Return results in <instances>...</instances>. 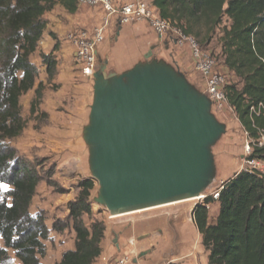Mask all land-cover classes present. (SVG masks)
<instances>
[{"label":"trees","instance_id":"obj_1","mask_svg":"<svg viewBox=\"0 0 264 264\" xmlns=\"http://www.w3.org/2000/svg\"><path fill=\"white\" fill-rule=\"evenodd\" d=\"M78 4V0H0V237L4 243L0 264H43L40 257L46 255L44 240L50 230L44 213L30 212L42 176L6 140L18 137L26 126L21 97L35 89L32 114L42 103L45 84L38 82L39 69L30 57L47 28L45 14L57 5L75 13ZM151 4L161 18L203 48L219 35L223 66L240 79V83L227 82L225 93L249 138L248 160L264 162V0H151ZM58 47L56 42L53 51ZM42 62L52 81L58 64L53 52L43 53ZM50 184L56 186L54 181ZM78 187L76 199L68 204L75 248L66 250L57 264H95L103 254L105 222L92 218L89 201L95 180H82ZM214 201L219 212L210 222L208 204ZM85 215L91 218L89 226ZM193 217L208 251V264H264V171L236 173L224 182L217 200L207 196L195 207ZM67 227L54 222L52 229Z\"/></svg>","mask_w":264,"mask_h":264},{"label":"rangeland","instance_id":"obj_2","mask_svg":"<svg viewBox=\"0 0 264 264\" xmlns=\"http://www.w3.org/2000/svg\"><path fill=\"white\" fill-rule=\"evenodd\" d=\"M57 7L55 6V8ZM55 8V11L52 9L54 12L51 10L50 14V11L45 14L44 18L47 21L46 32L39 43L37 51L30 57L31 61L39 69L38 82L42 81L45 84L42 103L37 112L32 114L30 107L31 101L35 97V89L30 90L21 97L22 116L26 120V126L18 137L6 140V143L16 148L19 156L28 160L42 176L30 206L31 214L44 213L45 224L50 230L49 238L44 240L46 255L40 257L42 263L57 264L66 250L75 248L76 233L72 227V220L69 219L68 204L76 199L79 192V183L89 178L95 180V188L92 190L89 199L93 211L92 218L103 220L106 226L102 240L103 253L116 254L118 252L117 254L119 255H129L131 259H138L139 264H153V261L160 258L167 250H169L167 256L170 253H175L178 250V246L173 242L165 245L163 238L157 234L144 235L143 228L148 225L162 228L168 227V225H178L186 229L189 225V233H186V231L184 234L182 233L181 239H185V242L188 241L190 248L199 246V259L203 261L207 250L203 244L201 245L200 232L199 238L193 228V221L195 222L193 211L197 205L204 203V199L181 201L180 203L116 217H110L112 215L94 200L97 196L99 183L91 175L88 163L89 152L82 136L84 126L89 122L90 107L93 103L94 78L85 77L82 72H78L73 64L69 68L68 64L65 63V57H67L68 52L62 44L60 33L55 25L59 21H57V17H54L55 13H59L58 16H61L63 12H61L62 8ZM80 12L84 15L90 13L97 15L98 20L95 23L98 27L96 28L102 26L105 21V12L100 5H82L80 6ZM65 26L66 24H63V28ZM77 30L79 28L72 32ZM117 30L118 24L113 19L104 32V41L98 50V66L105 59L113 58L115 59L113 62L121 59V65L117 63L121 66L119 69L129 67L130 64H127L128 66L124 68L122 67L127 60L124 46L115 44L112 40L111 33L115 34ZM171 36L170 34L169 38L166 39L169 45L168 48H171V53L177 55L180 51L185 53L187 58H191L190 52H188L190 49L186 50L184 45L174 42L170 38ZM218 36L217 34L208 47L202 48L217 59L218 66L221 67L220 70L225 74L227 82L240 83V79L223 66ZM56 42L59 43V47L53 51ZM187 48L189 47L187 46ZM156 49L154 52L156 55L173 63L171 59L169 60L171 56L164 49L163 42L158 44ZM50 52H53L58 61L57 74L52 81H48L45 66L42 62V54ZM118 55L120 56L116 57ZM113 68L115 69V66L109 62L108 70ZM188 78L195 83L200 81V78L196 81V76H188ZM194 78L195 81L193 80ZM199 88L204 91V86L201 85V82H199ZM213 112L220 121L227 124V132L213 149L217 165V177L214 184L206 191L208 196L242 170L257 168L260 171H264L263 161L251 162L248 160V155L251 151L250 141L229 103L227 102L225 108L213 105ZM51 181H54L56 186L51 185ZM3 189H8V186L4 185ZM218 208L219 204L217 201L208 204L210 222L216 219ZM84 220L88 226L91 224L89 216L85 215ZM54 222L67 224L68 227L63 231H54L52 229ZM176 242L179 243L178 239ZM3 245V240L0 237V246ZM147 250H149L147 254L139 256L142 251ZM9 254L15 263L19 262L13 250H9ZM169 259L167 258V261ZM97 262L98 260L95 264Z\"/></svg>","mask_w":264,"mask_h":264},{"label":"water","instance_id":"obj_3","mask_svg":"<svg viewBox=\"0 0 264 264\" xmlns=\"http://www.w3.org/2000/svg\"><path fill=\"white\" fill-rule=\"evenodd\" d=\"M154 50L121 72L105 59L94 74L82 136L99 183L94 200L112 216L206 195L217 177L213 149L227 124L208 94Z\"/></svg>","mask_w":264,"mask_h":264},{"label":"built area","instance_id":"obj_4","mask_svg":"<svg viewBox=\"0 0 264 264\" xmlns=\"http://www.w3.org/2000/svg\"><path fill=\"white\" fill-rule=\"evenodd\" d=\"M78 3L84 6L100 5L105 12V21L99 28L91 31L79 29L69 35V39L74 46L73 61L78 72H82L87 78H94L98 68V50L104 41V32L116 15H119L121 22L124 23L148 22L158 36L159 41L168 39L171 34L170 38L174 42L189 47L194 69L203 78L204 92L208 94L216 107L225 108L228 102L225 93L227 80L214 56L206 52L192 36L183 34L180 29L173 27L168 20L161 18L157 9L149 0H134L129 3L120 2L119 0H78ZM222 187L223 184L212 191L210 196L217 200ZM207 196L204 195L203 199ZM117 253L104 252L98 259L97 264L133 263V258L131 259L129 255H119Z\"/></svg>","mask_w":264,"mask_h":264},{"label":"crops","instance_id":"obj_5","mask_svg":"<svg viewBox=\"0 0 264 264\" xmlns=\"http://www.w3.org/2000/svg\"><path fill=\"white\" fill-rule=\"evenodd\" d=\"M120 2H132L134 0H119ZM151 2V0H150ZM79 5V4H78ZM58 6V7H57ZM57 8H62L61 12L62 15L58 16L59 13H55L54 17H57V21H59L58 24H55L59 33H60V38L62 39V44L64 45L65 50H67L68 55L65 57V63L68 64L69 68L70 66L72 67L71 64L74 65L73 61V55H74V46L71 40L69 39V33L72 32L73 30L77 28H86L88 30H93L98 25L95 23V21L98 20L97 15L93 14H86L84 15L82 12H80V6L78 10L75 13H69L63 6L57 5ZM55 8V9H57ZM54 10V9H53ZM52 10V11H53ZM50 11L49 14L52 12ZM55 11V10H54ZM53 11V12H54ZM102 17V14H101ZM115 21L118 24V30L116 31L115 34L111 33L112 40L115 42V44H120L124 46L125 53L127 54L126 62L122 67H126L129 64V67H131L134 62H138L139 60L143 59L144 55L153 47L155 46L154 52L158 49L156 47L158 44L163 42L164 44V49H166L169 52V60L171 59L176 65L179 66V68L188 76H196V81L199 80L201 82V85H203V80L200 77V75L197 73V71L194 69L193 65V59L192 56L189 60L186 56L185 53L178 52L179 54H173L171 53V48H168V43L166 40L159 41L158 36L154 34L153 29L149 25L148 22H135V23H120L118 18H114ZM115 23V22H114ZM63 24H66V26L63 28ZM46 32V31H45ZM177 45V44H176ZM186 50L187 46H184ZM190 52V50H188ZM121 55V54H120ZM120 55L116 56L119 57ZM191 55V52H190ZM174 58V59H173ZM176 58V59H175ZM110 63H112L115 66V70L118 72H121L123 69L121 68V59L116 60L113 62L115 59H108ZM120 63V65L118 64ZM183 63V65H181ZM128 64V65H127ZM75 67V65H74ZM128 68V67H127ZM189 79V78H188ZM195 81V78L193 79ZM192 83H195L191 80ZM199 82L195 83L199 87ZM83 119V118H82ZM229 180V179H228ZM227 180V181H228ZM218 202V201H217ZM219 210V208H218ZM147 211V210H146ZM219 212V211H218ZM145 218V217H144ZM146 219V218H145ZM142 221V220H141ZM139 226V225H138ZM140 226H142L140 224ZM189 226V225H188ZM184 229L183 226L179 227L177 226H172L168 225V227H155L153 225H148L143 228V234L146 236L149 235H154L157 234L158 236H161L163 238V242L166 245L167 243L173 242L178 246V250L175 253H170V255L167 252H164V256H160V258H157L156 260L153 261V264H208V252L206 251V256L203 261H200L198 252L199 246L196 247H191L188 246V241L185 242V239H181V234L188 232L189 233V228ZM193 228L195 230V233L197 236L200 238L199 231L197 230V226L195 222L193 221ZM198 231V232H197ZM158 232V233H157ZM148 238V237H147ZM178 239L179 243L176 242ZM185 243H186V249H185ZM202 245V243H201ZM182 248V250H181ZM166 255V256H165ZM166 258V259H165ZM167 258H170L167 261ZM134 264H139V260L133 259Z\"/></svg>","mask_w":264,"mask_h":264},{"label":"bare ground","instance_id":"obj_6","mask_svg":"<svg viewBox=\"0 0 264 264\" xmlns=\"http://www.w3.org/2000/svg\"><path fill=\"white\" fill-rule=\"evenodd\" d=\"M116 17L118 18V20L120 21V23H124V22H121L120 20V16L119 15H116ZM143 22V21H142ZM204 195L202 196H199V197H194V198H190V199H187V200H184V201H191V200H200V199H203ZM180 203V202H179ZM173 204V203H172ZM166 205H169V204H165V205H160V206H155V207H152L150 209H154V208H158V207H163V206H166ZM148 210V209H146ZM141 211V210H140ZM140 211H136V212H140ZM145 211V210H144ZM136 212H133V213H136ZM124 215V214H122ZM116 216H120V215H116ZM116 216H113V217H116Z\"/></svg>","mask_w":264,"mask_h":264},{"label":"clouds","instance_id":"obj_7","mask_svg":"<svg viewBox=\"0 0 264 264\" xmlns=\"http://www.w3.org/2000/svg\"><path fill=\"white\" fill-rule=\"evenodd\" d=\"M224 185V184H223ZM146 211V210H145Z\"/></svg>","mask_w":264,"mask_h":264}]
</instances>
